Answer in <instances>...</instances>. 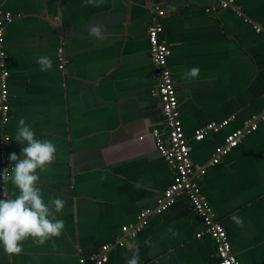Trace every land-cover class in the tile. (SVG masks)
Segmentation results:
<instances>
[{
    "label": "crops",
    "instance_id": "1",
    "mask_svg": "<svg viewBox=\"0 0 264 264\" xmlns=\"http://www.w3.org/2000/svg\"><path fill=\"white\" fill-rule=\"evenodd\" d=\"M0 8L14 17L3 35L10 118L2 125L0 117V138L9 137L8 160L20 154L14 138L22 118L37 138L53 141L56 159L40 172V184L45 200L65 201L61 236L43 245L28 239L19 254L0 247V264H81L108 244L105 264H127L134 254L138 264H218L210 237L195 236L202 225L183 194L135 238L114 246L121 228L156 207L175 178L151 136L162 128L147 41L155 21L171 51L192 177L239 264H264V121L210 164L229 133L264 113V35L253 30L264 27V0H235V9L217 0H0ZM93 26L100 37L90 34ZM42 56L52 69L41 71ZM192 68L199 75L187 78ZM231 115L219 132L193 139L198 128ZM6 192L14 195L10 183Z\"/></svg>",
    "mask_w": 264,
    "mask_h": 264
},
{
    "label": "built area",
    "instance_id": "2",
    "mask_svg": "<svg viewBox=\"0 0 264 264\" xmlns=\"http://www.w3.org/2000/svg\"><path fill=\"white\" fill-rule=\"evenodd\" d=\"M217 5L223 9H235V0H217ZM206 11L211 10L206 9ZM162 15L163 11L156 9V16L160 17ZM13 18V15L9 11L0 8V117L2 125L7 124L10 118V104L8 100L9 73L5 65L6 57L2 49V44L4 27L11 23ZM253 30L256 33L264 35V27L262 26L254 25ZM163 33V26L156 21L147 28L148 52L152 65V74L156 82L154 88L151 90V94L160 99L162 115V128H153L151 136L157 151L167 165L174 171L175 178L164 189L162 197L156 207L141 211L137 214L136 220L132 225L121 228V236L114 246L122 247L126 244L127 240L135 238L146 226L152 215L166 210L174 203L176 195L183 194L202 225V230L195 236L197 238H200L202 235L210 237L215 246L218 264H239L232 253L231 244L225 228L217 220L207 198L192 177L194 165L190 158L188 141L183 132L176 91L168 67V58L171 51L167 44L161 40ZM58 53L60 54L61 52L59 51ZM59 62V68L62 69L64 66L62 58L59 59ZM233 118L234 116L231 115L221 121L207 123L194 132L193 139L195 141H201L209 133L219 132L229 125ZM259 121H264V113L252 115L242 128L229 133L223 143L214 149L210 164L217 163L221 156L236 148L246 135L257 129ZM8 140L9 137L7 135H2L0 138V161L2 163V170L11 166L6 154V143ZM203 172L204 169H199V173L202 174ZM0 197L1 199L7 198L6 184L3 182H1L0 187ZM111 248L112 245H104L97 252L85 258H80L79 262L81 264H105L108 260L107 254Z\"/></svg>",
    "mask_w": 264,
    "mask_h": 264
},
{
    "label": "clouds",
    "instance_id": "3",
    "mask_svg": "<svg viewBox=\"0 0 264 264\" xmlns=\"http://www.w3.org/2000/svg\"><path fill=\"white\" fill-rule=\"evenodd\" d=\"M89 4L93 0H87ZM102 2V0H101ZM100 27L90 28V34L100 37ZM41 71L52 69V61L47 56L37 59ZM199 68L186 73L187 78H196ZM15 141L22 147L19 156L11 153V166L0 171V182L10 183L14 195L0 199V247L8 254H19L24 241L31 239L36 244L61 236L65 223L58 218L65 207L59 196H48L45 200L40 184V172L46 171L57 155L55 143L49 139H39L35 131L22 118L18 122ZM133 248L136 245H132ZM134 254L127 264H138Z\"/></svg>",
    "mask_w": 264,
    "mask_h": 264
}]
</instances>
